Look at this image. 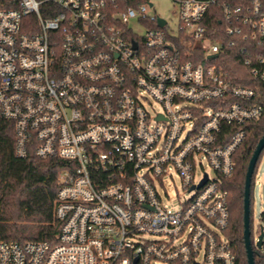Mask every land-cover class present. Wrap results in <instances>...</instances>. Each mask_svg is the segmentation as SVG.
<instances>
[{"label":"built area","instance_id":"2783aa9c","mask_svg":"<svg viewBox=\"0 0 264 264\" xmlns=\"http://www.w3.org/2000/svg\"><path fill=\"white\" fill-rule=\"evenodd\" d=\"M171 1L175 26L152 0H0V118L17 156L65 161L56 241L0 239V264H236L225 180L264 113V0Z\"/></svg>","mask_w":264,"mask_h":264},{"label":"trees","instance_id":"16d2710c","mask_svg":"<svg viewBox=\"0 0 264 264\" xmlns=\"http://www.w3.org/2000/svg\"><path fill=\"white\" fill-rule=\"evenodd\" d=\"M261 49L264 50V47ZM227 60L231 74L239 82L255 85L249 68L239 54H233ZM258 84L260 102L264 108V82ZM246 131V138L235 155V173L225 180L231 223L226 234L231 240L236 264H249L244 241L245 179L250 159L264 135V113L260 119L249 122ZM14 132L12 122L0 118V239L55 242L60 223L54 217V203L60 187L59 175L65 167V161L39 158L33 153L27 157L17 156ZM253 184L252 180V188ZM262 216L264 220V212ZM254 249L256 264H264V253L255 246Z\"/></svg>","mask_w":264,"mask_h":264},{"label":"rangeland","instance_id":"374dc122","mask_svg":"<svg viewBox=\"0 0 264 264\" xmlns=\"http://www.w3.org/2000/svg\"><path fill=\"white\" fill-rule=\"evenodd\" d=\"M154 3L153 11L155 10L157 14L169 20L172 26L177 24V16L175 13V5L171 0H152ZM153 108L155 110H160L161 105L153 101ZM204 168L206 171H212L209 164L204 161ZM202 172L201 168L199 174ZM253 177V188H252V230L255 231L257 224L259 223L261 213L264 210V152L260 156L256 169L254 171ZM164 190L167 191L170 202L176 203L178 198L183 194V187L180 177L173 172V177H168L164 179ZM254 236V234H253Z\"/></svg>","mask_w":264,"mask_h":264},{"label":"water","instance_id":"95a60500","mask_svg":"<svg viewBox=\"0 0 264 264\" xmlns=\"http://www.w3.org/2000/svg\"><path fill=\"white\" fill-rule=\"evenodd\" d=\"M264 149V135L261 137L253 156L250 159L248 170L245 179V191H244V241L247 251L248 263L256 264L255 262V249L252 242V229H251V190H252V180L253 173L255 171L256 164L259 157ZM264 236V229H261L259 239L256 242L258 248H261Z\"/></svg>","mask_w":264,"mask_h":264}]
</instances>
